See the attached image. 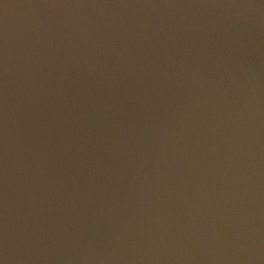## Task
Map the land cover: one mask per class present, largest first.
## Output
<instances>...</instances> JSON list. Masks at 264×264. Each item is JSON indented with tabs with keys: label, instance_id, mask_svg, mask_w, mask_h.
Returning <instances> with one entry per match:
<instances>
[{
	"label": "water",
	"instance_id": "obj_1",
	"mask_svg": "<svg viewBox=\"0 0 264 264\" xmlns=\"http://www.w3.org/2000/svg\"><path fill=\"white\" fill-rule=\"evenodd\" d=\"M0 264H264V0H0Z\"/></svg>",
	"mask_w": 264,
	"mask_h": 264
}]
</instances>
